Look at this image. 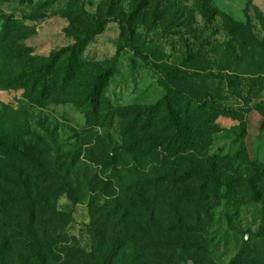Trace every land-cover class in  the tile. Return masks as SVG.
Instances as JSON below:
<instances>
[{
  "label": "rangeland",
  "instance_id": "rangeland-1",
  "mask_svg": "<svg viewBox=\"0 0 264 264\" xmlns=\"http://www.w3.org/2000/svg\"><path fill=\"white\" fill-rule=\"evenodd\" d=\"M88 36L39 106L26 74ZM0 138L29 151L0 167L30 178L39 241L61 215L47 264H264V0H0Z\"/></svg>",
  "mask_w": 264,
  "mask_h": 264
},
{
  "label": "trees",
  "instance_id": "trees-1",
  "mask_svg": "<svg viewBox=\"0 0 264 264\" xmlns=\"http://www.w3.org/2000/svg\"><path fill=\"white\" fill-rule=\"evenodd\" d=\"M86 15L96 25L95 35L105 30L109 23L108 20H101L95 15ZM91 40L92 36H88L73 47L55 52L51 57L45 60H37L38 63L35 64L36 67L30 70V72L26 74V77L32 83L33 92L41 96L39 106L45 105V99L51 93L70 89L71 82L75 75V69L78 66L76 58L77 53L82 52L84 47L90 43ZM145 60L149 65L153 66L155 71H158L156 66L149 62L148 57H145ZM105 76L106 73H102L101 76L95 78L92 86L88 89L86 100L79 102L80 107H85V109H87L86 112L89 117H91L92 112L94 113V119L96 120H99L98 109L100 103L98 97ZM161 108V106H158L154 111ZM224 111L230 112L228 109ZM168 114L177 139H180L182 137L180 133L181 128L172 116L171 110L168 111ZM0 153H2L0 154L1 156L3 155V157L7 159H12L14 157L29 159L28 150L10 142H6L1 138ZM3 168L4 170H2ZM23 174L21 168L10 163L5 164L2 168L0 167V242L3 243L0 247V264H12L6 252L8 253V249L19 250L21 247L23 248L21 252L27 256L28 259L35 260L39 262V264H47L51 257L55 255V252H57L55 248L57 244L67 243L65 240L63 241V239H67V236L64 235L62 238L55 236V225L61 224L63 221L60 220L61 215L47 210L48 212L46 213L49 220L46 224L52 226L51 230L54 236L48 235L42 241L37 239L36 232H34L36 229L34 228H38V221L41 219V215L40 211L37 212L33 209L36 204L27 198L32 187L30 178L28 177L25 180L20 179L19 182L14 179V176H23ZM62 184L66 189L70 187L66 183ZM68 196L73 198V192L69 191ZM21 213L25 217H23ZM26 233L33 237L31 242H29L27 236L24 235ZM71 252L78 253L73 250ZM78 258L81 257L78 256ZM86 258H88L89 262L91 257L87 255L84 259Z\"/></svg>",
  "mask_w": 264,
  "mask_h": 264
}]
</instances>
